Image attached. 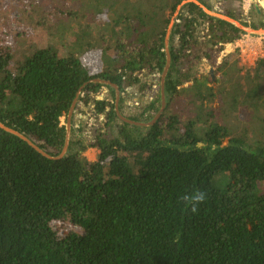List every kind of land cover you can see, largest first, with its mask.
<instances>
[{"label": "trees", "instance_id": "obj_1", "mask_svg": "<svg viewBox=\"0 0 264 264\" xmlns=\"http://www.w3.org/2000/svg\"><path fill=\"white\" fill-rule=\"evenodd\" d=\"M182 1L86 0L82 18L94 21L71 34L63 27V54L32 46L18 58L0 43V121L55 157L0 127V264H264V142L249 118L232 120L248 111L264 118V56L253 72L238 50L218 62L246 31L195 1L183 5L170 36L167 105L153 125L116 124L115 87L97 81L151 88L142 73H163ZM98 40L100 57L85 58ZM204 61L216 66L214 79L199 74ZM103 86L113 101L98 97ZM79 92L78 129L94 103V116L118 133L70 140L57 158L67 137L62 118ZM160 102L161 90L140 112L149 116L132 119L150 121ZM90 147L96 159L85 154Z\"/></svg>", "mask_w": 264, "mask_h": 264}, {"label": "rangeland", "instance_id": "obj_2", "mask_svg": "<svg viewBox=\"0 0 264 264\" xmlns=\"http://www.w3.org/2000/svg\"><path fill=\"white\" fill-rule=\"evenodd\" d=\"M0 0V43L2 46H5L6 49H14L17 52L18 58L22 57L23 55L29 53V50L31 51L30 47H37V48H48L50 46H54L59 54H63L66 52V47H64L62 44H60V41L62 39L60 35V31H62L63 27H66V31L71 34L75 32L76 26L81 24L83 21L84 23H92L94 21V17L90 14V18H82L81 13H83L85 10L84 8L87 7V2L84 3L86 0ZM61 1V3H60ZM216 0H209V2L213 5ZM32 2V6L29 5V3ZM58 2L61 7L59 11H57V8L55 7V3ZM26 3L28 5H26ZM98 2L94 1L93 5ZM109 2L105 1V6H107ZM223 3L224 5H221L223 9H227V7L233 8L236 13H238L241 16L244 14L249 13L250 14V20H253L255 22L254 24L259 25L260 22H264V0H225ZM104 5V4H102ZM238 5V6H237ZM257 6L260 7L263 10L261 13H258ZM213 9L216 7H212ZM224 10V11H225ZM237 10V11H236ZM62 11V12H60ZM261 11V10H260ZM75 15H77L75 17ZM64 16V18H63ZM96 18L98 23H105V20L108 19V16L105 12H101V14L97 15ZM174 16V15H173ZM179 16V14H178ZM92 21V22H91ZM175 24V22H174ZM98 30L96 27V24L94 23L91 30L92 32ZM68 34H66L67 36ZM76 35V33H75ZM73 35V36H75ZM96 35H100L98 32ZM252 36L254 34H251ZM257 35V34H255ZM71 36L68 37V42H71ZM264 37V35L262 36ZM60 39V40H59ZM99 39V37H97ZM264 42V40H263ZM100 41H95L93 43L92 48H85L84 49V57L91 60V58L97 57V47ZM18 48V49H17ZM72 49V47H70ZM230 44H226L224 50L220 53V56L218 58V62L222 60L223 54L230 51ZM100 57V56H98ZM242 65L244 64L243 61H241ZM214 68V74L216 70V66L211 65L207 61H204L200 63L199 65V74H205L207 76H211V69ZM251 72H253V69H249ZM155 80L153 81L155 84V81L161 78L160 74L155 72ZM154 74L152 71H144L142 73V77L149 75L153 79L152 76ZM144 79V78H143ZM189 83H186L188 85ZM105 89V88H104ZM129 92H127L126 99L130 103V106L125 104L123 105V110H126V113L129 115H136L139 116L140 114V107L143 105V103L146 102L148 96L150 97V100L153 99V97L159 92L160 90V83L159 80L155 84L154 90H152L151 94L148 96H145L144 94H136L138 90V86L133 85L129 86ZM104 92V91H103ZM135 92V93H134ZM105 96H108V99H112V96L110 94H103L102 92L98 95L99 98H105ZM135 97L137 99L135 100ZM78 103V102H77ZM209 106H217L218 105V99L214 100L212 103H208ZM167 105V104H166ZM175 103H173L171 108L174 107ZM184 107L186 106L185 103L182 104ZM91 106V107H89ZM94 103L86 106L87 109V116L84 118V124L85 128L84 131H80L78 129V113L79 110H77V105L75 107L76 115L74 122L77 126L76 129L72 130L70 132V140L78 141L82 140L84 143H90L96 138V135L102 133L106 134L108 136L117 135L118 128L117 126H111L107 127L106 124V117L104 115H101L100 117H96L93 114L94 109ZM166 108V107H165ZM83 110V106H81L80 111ZM165 111V109H164ZM163 111V112H164ZM83 113V112H82ZM90 114H93V118ZM127 114V115H128ZM128 115V116H129ZM239 118L237 120H233L235 125H240L242 123H247L248 121L246 118H249V126L256 130L259 134H257L258 140H261L264 142V132L257 130V128L264 125V118L260 117V115L257 113L255 115L251 116V113L248 111L246 114L239 112L238 113ZM102 116L104 119H102ZM74 117V115H73ZM89 117V118H88ZM240 120H244V122H240ZM63 123H67L65 117L62 118ZM121 120L117 119L116 124H121ZM198 131V130H197ZM254 132L252 131L251 134ZM257 137L251 136L252 139L256 140ZM94 148V147H90ZM88 148L86 150V155L90 157V159H96L97 154H94V150H89ZM89 150V151H88ZM96 151L99 152V149L97 148ZM133 154V153H130ZM129 154V155H130ZM134 155V154H133Z\"/></svg>", "mask_w": 264, "mask_h": 264}, {"label": "water", "instance_id": "obj_3", "mask_svg": "<svg viewBox=\"0 0 264 264\" xmlns=\"http://www.w3.org/2000/svg\"><path fill=\"white\" fill-rule=\"evenodd\" d=\"M191 0H183L177 7V10L176 12L174 13V16L172 17L171 19V22H170V25L168 27V30H167V34H166V40H165V46H166V54H167V62H166V65H165V68H164V71L162 73V80H161V97H162V106L160 108V110L158 111V113L156 114V116L153 118V120L149 123H141V122H137V121H134V120H131V119H128L124 116H122V114L120 113L119 111V97H120V94H119V87L118 85L112 83L110 80H105V79H97V81H100L104 84H109V85H113L116 89V92H117V98H116V110L118 112V114L126 121L130 122V123H135V124H145V125H153L154 123H156L158 121V119L160 118V116L162 115L165 107H166V92H165V82H166V77H167V74L170 70V67H171V54H170V36H171V32H172V29H173V26H174V22L181 10V8L183 7V5L187 2H189ZM195 1L196 3H198L208 14L210 15H213L215 17H219V18H222V19H225L235 25H237L238 27L242 28L244 31L248 32V33H251V34H258V35H264V27L263 26H259V27H254V26H251V25H246L244 24L241 20H238L228 14H225L223 12H220V11H217L215 9H212V8H209L207 7L206 5H204L203 3H201L200 1L198 0H193ZM257 8L259 9V7L257 6ZM260 11V10H259ZM211 75H212V78L214 79L215 78V74H214V68L211 69ZM81 90V89H80ZM79 94L80 92L77 94L76 98L74 99L73 103H72V106H71V109L68 113V118H67V137H66V143H65V146L62 150V152L60 153V155L57 156V158L59 157H62L66 154L67 150H68V146H69V142H70V132H71V127H72V117H73V114H74V111H75V107L77 105V102H78V98H79ZM0 127L4 128L5 130L7 131H10L20 137H22L23 139H25L26 141L29 142V144H31L33 147H35L37 150H39L40 152H42L44 155L48 156V157H53L55 158L54 156H51L48 152H46L45 150L41 149L36 143H34L28 136L24 135L23 133L7 126L6 124H4L3 122L0 121Z\"/></svg>", "mask_w": 264, "mask_h": 264}, {"label": "flooded vegetation", "instance_id": "obj_4", "mask_svg": "<svg viewBox=\"0 0 264 264\" xmlns=\"http://www.w3.org/2000/svg\"><path fill=\"white\" fill-rule=\"evenodd\" d=\"M191 1H193V0H191ZM198 1H200L201 3H203L204 5H206L207 7H209V8H212V7H216V10L217 11H220V12H223V13H225V14H228L229 15V13H233L234 14V18H236V19H238V20H241L243 23H245L246 25H251V26H254V23L255 22H253V20H250V14L249 13H247V14H244V12L242 13L243 14V16H241L240 17V15L238 14V13H236L235 11H234V9L233 8H230V9H228L229 7H227V9L225 10V9H223L222 8V6L221 5H224L225 3H223L225 0H216L215 1V3L212 5L210 2H209V0H198ZM227 1V0H226ZM232 1V0H231ZM226 5V4H225ZM238 6V5H237ZM213 9V8H212ZM215 9V8H214ZM258 9V8H257ZM225 10V11H224ZM237 11V10H236ZM180 13V12H179ZM258 13H261V11H259V9H258ZM231 16V15H230ZM178 17V16H177ZM176 20H177V18H176ZM176 20H175V22H176ZM255 27V26H254ZM246 33H248V32H246ZM248 34H251V33H248ZM154 74H152V76L154 77L153 79L150 77V79L149 78H147V77H149V75H147V76H144V77H142V81L143 82H146V83H149V85L148 86H151V88H146V89H143V90H140V87H139V84H136V86H138V90H137V92H136V94L138 93V94H144L145 96H148V95H150L151 94V92H152V90H154V88H155V84L157 83V81L159 80V83H160V90H161V80H162V74L160 73V72H157L158 74H160V76H161V78H159L158 80H156L155 81V84H154V80H155V75H156V73L155 72H153ZM108 85V84H107ZM111 86H113V85H111ZM114 87V86H113ZM105 88V89H104ZM127 88H129V86H127V87H125V90H123V91H121L120 90V88H119V94H120V97L122 96L123 97V101L122 102H120V97H119V111H120V113L122 114V116H124V117H126V118H128V119H131V120H134V119H132V117H140L141 119H145V117L146 116H149L148 114H149V112H145V115L144 116H141L140 114H139V116H136V115H129L128 113H126V110H123V105H125V104H127V105H129L130 106V103L127 101V99H126V95H127V92H129V89H127ZM103 90H102V93L103 94H110V96H112V98H113V94H112V92L110 91V89H109V87L108 86H103V88H102ZM159 90V91H160ZM104 91V92H103ZM115 93H116V98H117V92H116V89H115ZM135 93V92H134ZM159 93V92H158ZM105 97H107V96H105ZM156 97V95L153 97V99ZM137 99V97H135V100ZM153 99H151L150 100V97L148 96V98H147V100H146V102L145 103H143V105H141V107L139 108L140 109V112L142 111V108H145L149 103H151L152 101H153ZM160 104H161V106H162V97H161V102H160ZM166 104H167V99H166ZM121 106V107H120ZM161 106H160V108H161ZM115 107H116V100H115ZM77 110H79V113H78V123L80 124V121H81V117L83 116V113H82V111H80V108H76ZM160 110V109H159ZM118 113V112H117ZM158 113V112H157ZM157 113H155V115H154V117L156 116V114ZM129 116H128V115ZM74 117H72V123L75 125V122H74V119H75V116H77L76 115V110L74 111ZM153 117V118H154ZM153 118L150 120V121H144V120H139V121H137V122H141V123H149V122H151L152 120H153ZM118 119H120L122 122L121 123H123V122H128V121H126V120H124L119 114H118ZM134 121H136V120H134ZM128 123H130V122H128ZM131 124H135V123H131ZM139 125H142V124H139ZM145 127H147L145 124H143ZM75 127H77V126H75ZM78 127H79V125H78Z\"/></svg>", "mask_w": 264, "mask_h": 264}, {"label": "built area", "instance_id": "obj_5", "mask_svg": "<svg viewBox=\"0 0 264 264\" xmlns=\"http://www.w3.org/2000/svg\"><path fill=\"white\" fill-rule=\"evenodd\" d=\"M251 34H248V33H244L242 34L236 41V46L240 49V55H241V61L244 62V64H246V66L248 68H251L253 67L255 64H256V61L259 57H263L264 56V42L262 39V46H261V50H260V56L258 58H255V59H251L249 57V52H248V49L249 47H252L253 46V37ZM95 111V108L93 109V112ZM91 117L93 118V114H90ZM89 118V117H88ZM102 119H103V116H102Z\"/></svg>", "mask_w": 264, "mask_h": 264}, {"label": "crops", "instance_id": "obj_6", "mask_svg": "<svg viewBox=\"0 0 264 264\" xmlns=\"http://www.w3.org/2000/svg\"><path fill=\"white\" fill-rule=\"evenodd\" d=\"M260 10H261V12L263 11L262 9H261V7H260ZM263 35H253L252 37H253V46L252 47H249V49H248V54H249V57L251 58V59H255V58H258L259 56H260V50H261V46H262V39H264V37H262ZM251 37V38H252ZM230 44V51H228L226 54L224 53L223 55L225 56V55H227V54H229L230 52H233V51H235V50H238V52H239V56L241 57V55H240V49L236 46V43L235 42H233V43H229ZM224 56H222V59H223V57ZM241 59V58H240ZM222 61V60H221ZM220 61V62H221ZM244 69H250V68H248L246 65H242V63L240 64ZM256 65V64H255ZM255 65L253 66V67H251L252 69H254V67H255ZM243 72V71H242ZM244 73V72H243ZM94 150V154H98V151H96V149L97 148H90L89 150ZM88 150V151H89ZM86 154V153H85ZM97 157V156H96ZM90 158V157H89Z\"/></svg>", "mask_w": 264, "mask_h": 264}, {"label": "clouds", "instance_id": "obj_7", "mask_svg": "<svg viewBox=\"0 0 264 264\" xmlns=\"http://www.w3.org/2000/svg\"><path fill=\"white\" fill-rule=\"evenodd\" d=\"M196 199L199 201V200H202L203 199V195H200V196H198V197H196ZM193 210H195V209H193Z\"/></svg>", "mask_w": 264, "mask_h": 264}]
</instances>
